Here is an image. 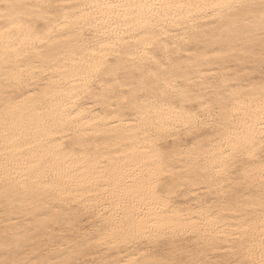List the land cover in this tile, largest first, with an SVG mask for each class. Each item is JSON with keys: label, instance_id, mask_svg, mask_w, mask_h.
I'll list each match as a JSON object with an SVG mask.
<instances>
[{"label": "snow or ice", "instance_id": "obj_1", "mask_svg": "<svg viewBox=\"0 0 264 264\" xmlns=\"http://www.w3.org/2000/svg\"><path fill=\"white\" fill-rule=\"evenodd\" d=\"M0 264H264V0H0Z\"/></svg>", "mask_w": 264, "mask_h": 264}]
</instances>
